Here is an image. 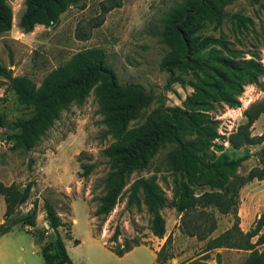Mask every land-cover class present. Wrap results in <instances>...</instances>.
Listing matches in <instances>:
<instances>
[{
	"label": "trees",
	"instance_id": "16d2710c",
	"mask_svg": "<svg viewBox=\"0 0 264 264\" xmlns=\"http://www.w3.org/2000/svg\"><path fill=\"white\" fill-rule=\"evenodd\" d=\"M10 1L0 0V37L12 27ZM176 1L180 3L166 16L159 33L168 47L160 68L167 72L169 82L188 80L192 86L193 92L183 106L153 109L142 122L130 126L131 120L141 117L149 106L152 93L138 83H120L102 47H88L73 53L63 64L50 70L39 85L25 75L14 76L12 70L0 62V76L8 80V86L27 111L12 122L13 132L8 136L12 141L10 148L32 149L62 109L73 102H82L96 86L106 132L116 140L104 149L110 170L105 177V194L99 197L94 215L105 219L130 174L147 167L159 150L168 148L167 163L176 177L173 202L181 215V232L206 240L205 251L220 247L249 250L241 264H264V249L257 247L264 244V210L248 231L241 229L238 215L240 187L254 178L264 179V150L258 152L261 165L240 174L237 168L249 155L233 157L224 150L223 144L215 142L219 136L217 121L210 113L217 104L240 106L239 96L246 84L262 85L264 63L257 52L246 58L225 37L205 32L209 24L221 23L227 16L234 17L238 26H244L250 19L225 11L234 0ZM24 3L18 26L25 32L32 31L35 25H56L70 6H85L84 0H25ZM116 6H120V0L101 2V14L95 25H100L105 13ZM263 112L264 99L244 110L246 121L226 138L231 148L264 144V132L253 135L250 130ZM81 168V176L87 177L93 165L81 163ZM32 184L6 185L0 180V195L5 204L0 235L16 225L27 226V231L40 245L42 264H72L64 242L65 238H70V233L62 237L59 228L66 222L54 204L49 200L43 202L48 225L43 229L36 228V201L27 212H19L18 208L30 196ZM129 191L128 202L136 204L140 199L138 193L142 192V199L152 212L149 229L155 237L163 238L166 229L160 208L166 198L154 176L136 178ZM214 210L231 215L233 220L230 227L212 236L217 228ZM48 229L53 230L54 239L45 241ZM118 235L116 228L113 240ZM168 238L156 252L158 263L170 257L166 249ZM73 242L78 244L79 240ZM136 245L139 244L136 242ZM132 247L126 243L109 248L122 255ZM184 264L209 263L196 259Z\"/></svg>",
	"mask_w": 264,
	"mask_h": 264
},
{
	"label": "rangeland",
	"instance_id": "374dc122",
	"mask_svg": "<svg viewBox=\"0 0 264 264\" xmlns=\"http://www.w3.org/2000/svg\"><path fill=\"white\" fill-rule=\"evenodd\" d=\"M24 1L9 2L13 12L12 27L0 37V62L9 67L14 76L25 75L39 85L50 70L63 64L73 53L88 47H102L120 83H138L152 93L149 106L141 117L131 120L130 126L142 122L153 109L183 106L193 92L188 80L184 83L169 82L167 72L160 68L168 47L159 33L166 16L180 1L120 0V6L106 12L103 22L95 25L101 14L100 3L106 0H84V8L70 6L60 15L56 25H35L29 32L18 26L25 8ZM225 11L250 20L244 26H238L234 17L227 16L221 23L209 24L205 32L225 37L246 58L257 52L264 63V0H234L225 7ZM260 81L262 85L244 86L239 96L240 106L232 108L222 103L210 112L217 121L219 136L215 142L223 144L224 150L233 157L249 155L237 168L240 174L261 165L258 152L264 150V144L233 149L226 138L246 121L244 110L251 103L264 99V76ZM0 82V180L6 185L33 183L28 200L18 210L25 213L36 201V228H47L44 200L56 206L66 222L59 228L62 237L70 233V238H65V246L72 264L110 263L99 245L101 241L108 247L126 243L134 246L137 242L158 252L168 237L166 249L170 257L163 263L156 260L158 264H184L196 259L209 264H241L247 258L249 250L220 247L205 251L206 240L181 232V215L173 202L176 177L167 163L168 148L159 150L147 167L130 174L114 208L105 219L95 216L98 199L105 194V177L110 170L104 149L116 140L106 132L96 86L82 102H73L62 109L33 148L23 151L12 150L8 136L13 132L12 122L26 115L27 111L8 86V80L0 76ZM250 130L253 135L264 132V112L253 122ZM81 163L93 165L87 177L80 174L83 171ZM152 176L166 198L165 205L160 208L165 219L163 238L155 237L149 229L152 212L143 201L142 192L138 193L139 203L128 202L133 181L138 177ZM4 210V200L0 195V223ZM263 210L264 179L254 178L239 189L241 229L248 231ZM214 215L217 228L212 236L230 227L233 220L231 215L218 210H214ZM72 218L77 219L73 224ZM116 228L119 235L113 240ZM10 232V235H20L27 242L32 239L36 244L30 232L17 227ZM44 239L53 240V230L48 229ZM74 239L79 243L75 244ZM23 244L26 247V243ZM257 247L263 250L264 244ZM36 248L37 253L33 257L42 260L40 245ZM145 257L151 258L148 254Z\"/></svg>",
	"mask_w": 264,
	"mask_h": 264
},
{
	"label": "crops",
	"instance_id": "0c3cea01",
	"mask_svg": "<svg viewBox=\"0 0 264 264\" xmlns=\"http://www.w3.org/2000/svg\"><path fill=\"white\" fill-rule=\"evenodd\" d=\"M76 221V218L71 219L72 224ZM16 227L20 230L28 232L27 226H25L24 228L14 226L13 228ZM10 231L0 235V264H42L43 256L42 260H38L33 257L37 253L38 248H36V246L38 244H35L32 239L27 242L20 235H17L16 237L10 235ZM90 233L92 234L91 227ZM92 239L95 240L94 236L92 237ZM23 243H26V247ZM99 245L101 246L105 257L110 260V263L104 264H158L156 262V252L154 250L155 248L153 249L150 246L144 244L133 246L130 250L124 252L122 255L115 254L104 243V241H101ZM142 250H149V253H146L145 251L144 253L148 254L151 258L147 259ZM96 264L103 263L99 262Z\"/></svg>",
	"mask_w": 264,
	"mask_h": 264
},
{
	"label": "water",
	"instance_id": "95a60500",
	"mask_svg": "<svg viewBox=\"0 0 264 264\" xmlns=\"http://www.w3.org/2000/svg\"><path fill=\"white\" fill-rule=\"evenodd\" d=\"M46 227H48V225L46 224Z\"/></svg>",
	"mask_w": 264,
	"mask_h": 264
}]
</instances>
